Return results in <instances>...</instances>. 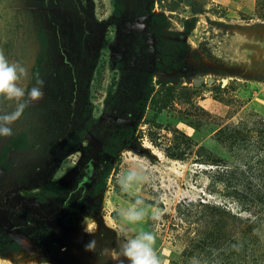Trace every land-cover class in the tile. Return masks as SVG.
Wrapping results in <instances>:
<instances>
[{
    "label": "rangeland",
    "instance_id": "obj_1",
    "mask_svg": "<svg viewBox=\"0 0 264 264\" xmlns=\"http://www.w3.org/2000/svg\"><path fill=\"white\" fill-rule=\"evenodd\" d=\"M80 2L112 36L110 0ZM145 3L138 14H145L153 82L142 105L122 91L130 48L120 55L116 42L101 47L75 118L68 120L70 102L58 101L56 91L51 100L46 91L32 101V42L20 31L23 45L7 60L26 69L17 82L24 95L0 97V117L25 105L16 121L0 122L13 131L0 136V264H128L122 246L141 230L155 234L164 264H263L264 222L249 214L214 164L228 160L230 129L264 118V0ZM123 25H115L118 43L126 40ZM6 49L0 46V54ZM120 65L123 72L115 71ZM61 127L88 131L64 149L57 143ZM23 131L30 148L11 146L1 156ZM133 207L147 213L136 224L122 215ZM92 239L95 250L86 251ZM202 241L203 251L196 247Z\"/></svg>",
    "mask_w": 264,
    "mask_h": 264
},
{
    "label": "flooded vegetation",
    "instance_id": "obj_2",
    "mask_svg": "<svg viewBox=\"0 0 264 264\" xmlns=\"http://www.w3.org/2000/svg\"><path fill=\"white\" fill-rule=\"evenodd\" d=\"M145 1L110 0L114 32L110 33L112 36L107 37L108 33H103L99 28L103 24L97 22L93 7L82 4L80 0H0V46L7 47L3 55L8 59L17 52L18 45L22 43L19 33L25 29V39L30 37L29 41L32 42L34 60L29 87H37V80H43V93L50 92V100L54 91L58 101L68 100L70 110L67 115L70 121L76 116V106L85 92L86 82L92 76V69L101 47L116 42L114 47L120 55H123V49L130 48L125 54L129 59L127 73L123 75L125 83L130 81L131 85L128 88L125 84L122 91L127 93L126 96L133 100V103L139 101V105H142V100L149 94L153 82L146 67L145 14H138L140 9L145 12ZM119 23H124L121 31L126 39L120 43L116 41L115 30ZM22 45L23 43L20 47ZM107 48L113 50L111 46ZM34 52L36 54L33 56ZM122 67L123 65H120L115 71L123 72ZM132 107L134 105L127 109ZM107 112L109 115L119 114L113 109ZM125 112L126 116L134 114L131 110ZM65 117L67 118L66 115ZM60 130L63 134L57 139V143L60 148L64 146V149L74 146L72 143L76 135L84 137L88 131L76 132L77 129H73L68 132L66 127H61ZM112 139L113 137L109 141ZM30 145L28 134L20 132L7 144L1 156L7 153L11 146L16 151H25ZM105 154L113 155L108 148L105 149Z\"/></svg>",
    "mask_w": 264,
    "mask_h": 264
},
{
    "label": "trees",
    "instance_id": "obj_3",
    "mask_svg": "<svg viewBox=\"0 0 264 264\" xmlns=\"http://www.w3.org/2000/svg\"><path fill=\"white\" fill-rule=\"evenodd\" d=\"M230 132L234 133L229 134L232 143L228 160L214 165L225 185H236V196L241 204L243 200L251 208L247 210L249 214L264 222V118L252 126L243 123V128H232ZM206 246L207 242L202 241L196 247L203 251ZM247 246L243 244L242 253L248 252ZM262 252L260 260L264 264V246ZM238 256L243 259V255Z\"/></svg>",
    "mask_w": 264,
    "mask_h": 264
},
{
    "label": "clouds",
    "instance_id": "obj_4",
    "mask_svg": "<svg viewBox=\"0 0 264 264\" xmlns=\"http://www.w3.org/2000/svg\"><path fill=\"white\" fill-rule=\"evenodd\" d=\"M26 75V69L18 64H10L3 54H0V97H7L9 100L13 98L19 99L24 95V92L17 87L18 79ZM37 87L30 90V98L32 101H40L43 98V80H37ZM25 105L20 104L15 112L9 116L0 117V122L4 124H11L16 121L24 111ZM13 131L8 127H0V136L11 137ZM122 186L127 187L126 182H121ZM137 201V204H140ZM157 209L153 208L151 212V219L157 220ZM124 219L132 224L139 223L145 219L147 213L139 211L135 207L122 213ZM88 234H92L90 229H85ZM156 237L153 232H145L141 230L134 237L128 239L122 246V255L128 261V264H164L158 255L156 248ZM96 247L95 239L90 240L85 245L86 251H94ZM109 256L116 255L114 249H105Z\"/></svg>",
    "mask_w": 264,
    "mask_h": 264
},
{
    "label": "water",
    "instance_id": "obj_5",
    "mask_svg": "<svg viewBox=\"0 0 264 264\" xmlns=\"http://www.w3.org/2000/svg\"><path fill=\"white\" fill-rule=\"evenodd\" d=\"M165 77H166V75L163 73V74H160L159 76H158V78H160L161 80H163V79H165Z\"/></svg>",
    "mask_w": 264,
    "mask_h": 264
}]
</instances>
